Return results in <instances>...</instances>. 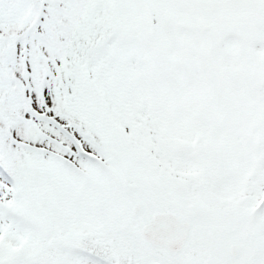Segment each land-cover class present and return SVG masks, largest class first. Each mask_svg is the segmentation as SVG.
<instances>
[{
  "label": "snow or ice",
  "instance_id": "obj_1",
  "mask_svg": "<svg viewBox=\"0 0 264 264\" xmlns=\"http://www.w3.org/2000/svg\"><path fill=\"white\" fill-rule=\"evenodd\" d=\"M0 264H264V0H0Z\"/></svg>",
  "mask_w": 264,
  "mask_h": 264
}]
</instances>
